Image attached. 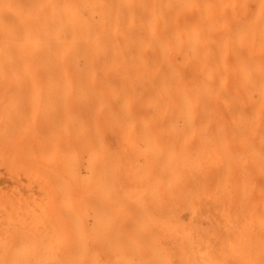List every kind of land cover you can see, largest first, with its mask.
Instances as JSON below:
<instances>
[{
  "label": "bare ground",
  "instance_id": "obj_1",
  "mask_svg": "<svg viewBox=\"0 0 264 264\" xmlns=\"http://www.w3.org/2000/svg\"><path fill=\"white\" fill-rule=\"evenodd\" d=\"M0 58L68 91L37 213L83 264H121L124 235L133 264L144 219H264V0H0Z\"/></svg>",
  "mask_w": 264,
  "mask_h": 264
},
{
  "label": "rangeland",
  "instance_id": "obj_2",
  "mask_svg": "<svg viewBox=\"0 0 264 264\" xmlns=\"http://www.w3.org/2000/svg\"><path fill=\"white\" fill-rule=\"evenodd\" d=\"M43 94L38 85L34 59L0 58V264H83V258H80L83 251L70 246V234L40 231L37 212L41 144L43 133L53 130L55 126L44 121L45 112L53 115L57 121L58 116L63 114L64 125L61 127L65 128V132L68 123V91H54L55 95H63V99L47 103ZM51 221L59 222L62 219L55 217ZM168 221H140L151 224L147 229L137 227L142 230L137 232L138 236L135 234L137 243L133 264H187L186 261L188 264H264V219L229 218L228 221V218H217L214 221L213 218L204 221L198 219V222L195 218L184 217L177 220L182 223L181 228L176 225L172 228V225H152ZM170 221L176 222L175 219ZM252 223L260 225L252 226ZM202 225L207 228H202ZM124 236L122 238L126 240ZM125 240L121 248V264L128 263L127 255L126 262L123 256Z\"/></svg>",
  "mask_w": 264,
  "mask_h": 264
}]
</instances>
